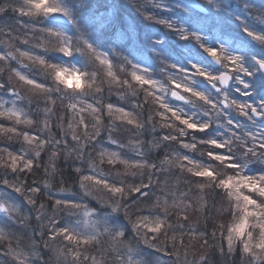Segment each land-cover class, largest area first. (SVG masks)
<instances>
[{
    "label": "clouds",
    "instance_id": "clouds-1",
    "mask_svg": "<svg viewBox=\"0 0 264 264\" xmlns=\"http://www.w3.org/2000/svg\"><path fill=\"white\" fill-rule=\"evenodd\" d=\"M0 264H264V0H0Z\"/></svg>",
    "mask_w": 264,
    "mask_h": 264
}]
</instances>
